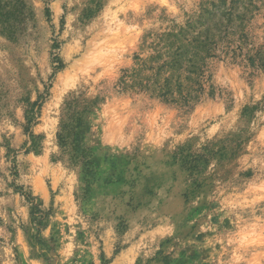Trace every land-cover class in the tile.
I'll return each mask as SVG.
<instances>
[{
    "label": "rangeland",
    "instance_id": "374dc122",
    "mask_svg": "<svg viewBox=\"0 0 264 264\" xmlns=\"http://www.w3.org/2000/svg\"><path fill=\"white\" fill-rule=\"evenodd\" d=\"M0 264H264V0H0Z\"/></svg>",
    "mask_w": 264,
    "mask_h": 264
},
{
    "label": "trees",
    "instance_id": "16d2710c",
    "mask_svg": "<svg viewBox=\"0 0 264 264\" xmlns=\"http://www.w3.org/2000/svg\"><path fill=\"white\" fill-rule=\"evenodd\" d=\"M209 59L215 58L214 52L207 54ZM183 71V73H182ZM202 71L195 65L175 69V78H163L160 73L143 80L140 86L143 90L161 98L165 102L180 103L185 107H192L203 96L213 97V87L206 91Z\"/></svg>",
    "mask_w": 264,
    "mask_h": 264
},
{
    "label": "bare ground",
    "instance_id": "6f19581e",
    "mask_svg": "<svg viewBox=\"0 0 264 264\" xmlns=\"http://www.w3.org/2000/svg\"><path fill=\"white\" fill-rule=\"evenodd\" d=\"M101 49V48H100ZM143 116V115H142ZM162 118V117H161ZM150 119V118H149ZM157 121V120H156ZM134 123V122H133ZM160 123V122H159ZM119 124V123H118ZM144 124V123H143ZM112 126V125H111ZM119 126V125H117ZM135 126V125H134ZM154 126H157L156 122H152V121H148L147 120V129H149L150 133L153 131L152 129L154 128ZM116 127V126H115ZM114 128V127H113ZM119 128V127H118ZM121 128V127H120ZM158 128V127H157ZM116 129V128H114ZM136 130V129H135ZM134 130V131H135ZM148 131V132H149ZM115 133V132H114ZM153 137V136H152ZM147 138V137H146Z\"/></svg>",
    "mask_w": 264,
    "mask_h": 264
}]
</instances>
